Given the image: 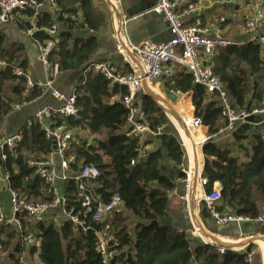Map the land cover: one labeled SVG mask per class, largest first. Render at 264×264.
<instances>
[{"label": "trees", "instance_id": "1", "mask_svg": "<svg viewBox=\"0 0 264 264\" xmlns=\"http://www.w3.org/2000/svg\"><path fill=\"white\" fill-rule=\"evenodd\" d=\"M56 12L43 11L35 21L37 32L33 38L43 42L49 39L44 29L57 25L55 47L49 54L50 63H56L59 74L83 71L92 61L96 49L93 33L99 29L91 13L90 0H56ZM31 17L33 12L21 13ZM19 28L26 30L30 25L18 20ZM5 37L0 33V60L5 67L0 69V121L12 110L42 95V91L25 88V79L14 74L15 69L27 70L28 61L21 44L4 47ZM212 71L226 91L234 109H250L264 99V58L261 48L255 43L219 49L212 59ZM165 93L176 91L191 93V108L204 127H212L216 134L225 125L219 101L215 95L193 85L190 75L178 70L170 79L162 77ZM160 79V80H161ZM76 117L56 119L57 125L64 124L75 132L67 156L73 174L83 167L99 170V177L92 181L95 191L103 203L117 195L123 203V211L115 213L110 221L117 254L110 264H248V247L242 253L227 250L223 255L216 253L213 244H202L172 226L169 219L168 192L183 178L179 166L184 161V150L180 139L169 128L168 118L156 101L145 94L137 96L138 106L145 114L149 128L161 133L145 142V146L157 143L152 152L130 165L137 157V140L126 135L127 110L122 98L125 89L111 85L99 74H88L74 88ZM250 97V98H249ZM21 140L16 147L5 151L4 169L11 175V188L27 201L50 202L51 189L42 179L34 175L29 162L42 159L52 149L38 125L20 130ZM85 135L83 137L82 135ZM90 138L91 142L87 139ZM233 143L220 147L211 138L202 147L203 168L201 175L207 181L205 192L210 193L215 183L221 188L222 211L237 216L255 219L264 216V132L242 135L231 133ZM240 152L245 160H239ZM64 209L72 214L80 211V192L73 180L62 185ZM125 213H130L140 222L128 231ZM200 217L210 219L209 212L202 206ZM97 225L89 217L83 226L74 225L63 219L58 227L40 224L33 228L37 247H29V256H37L38 264H101L94 251V232ZM0 245L3 248L16 240L17 233L1 227ZM14 253H20L23 245L16 241ZM14 264H21L10 255Z\"/></svg>", "mask_w": 264, "mask_h": 264}, {"label": "built area", "instance_id": "2", "mask_svg": "<svg viewBox=\"0 0 264 264\" xmlns=\"http://www.w3.org/2000/svg\"><path fill=\"white\" fill-rule=\"evenodd\" d=\"M249 6V15L244 21V34L248 37V43H255L261 48V57L264 58V0H246ZM112 15L118 20V26L114 35L116 53L129 65L127 73L117 70L108 61H97L88 63L82 71V77L86 75L99 74L111 85H117L125 89L127 94L122 98V104L127 110L126 135L137 140V157L130 165H135L139 159L145 156V142L157 137L162 128L152 131L145 120V114L140 109L137 96L143 91L144 84H151L162 77L170 79L176 71L181 70L190 75L193 85L202 87L206 94L215 95L221 108V116L225 125L217 134H231L237 126L254 116H264V99L250 109H234L230 105L228 95L222 87L218 78L212 71V59L215 52L235 44L208 24L200 16V7L192 0H157L156 4L148 11L162 18L167 25L168 39L162 43L143 41L138 45H132L126 36L125 26L127 19L121 16L119 0H105ZM30 10L31 17H25L21 13ZM58 6L56 0H0V27L6 25L13 16L20 21H26L30 28L24 30L28 39L31 40L36 60L41 64L43 81L34 83L23 71L15 69L14 74L25 79V88L32 90L37 88L43 93H48L56 104L44 105L37 109L31 118L25 122L26 127L38 125L44 133L45 139L51 143L55 142V149L28 165L34 167V175L49 185L52 193L50 202L27 201L20 197L11 188V175L1 164L5 161V151L11 150L21 140V133L0 134V192H5L9 197V213L5 214L0 207V228L12 227L17 233L18 241L26 247H37L33 228L40 224H46L50 213L58 211L63 219L71 221L74 225L83 226L89 217L91 223L97 225L95 230L94 251L99 256L101 264H110L117 254L111 242L110 221L115 213L123 211L121 199L114 195L108 203H103L98 197L93 180L100 175L95 167L86 166L73 174L69 167L70 159L67 153L70 142L74 137V131L66 125H57L56 119L74 118L77 110L75 107L74 89L69 93H62L55 88V80L59 72L56 63H50L49 54L55 47V39L58 35L57 25H52L43 31L49 37L48 40L40 42L33 38L37 32L35 21L43 11L56 12ZM224 19L219 20L222 25ZM218 24V26H219ZM89 34H94L88 30ZM240 46V45H236ZM5 67V61L0 60V69ZM19 106H13V110ZM167 118L172 119L168 113ZM177 133L181 146L185 149L187 162L179 166L183 178L178 185L168 192V199L176 198L182 205L183 212L188 217H193L196 211L204 206L209 212L210 219L214 225L222 228L228 225L239 226L242 223H258L264 226V216L255 219L237 216L218 210L221 203V193L214 184L210 193L205 192L207 181L201 173L191 169L186 143L180 136V129L187 135H202L203 141L194 146L199 151L203 144L213 137L203 135L204 125L199 117L194 115L192 108L177 118ZM197 151V153H198ZM194 161V157H192ZM73 180L80 192V211L72 214L64 209L62 185ZM62 219V220H63ZM191 237L199 240L202 244H208L203 233L198 228H193ZM211 244V243H209ZM216 253L223 255L228 247L213 244ZM254 252L247 254V262L251 263Z\"/></svg>", "mask_w": 264, "mask_h": 264}, {"label": "crops", "instance_id": "3", "mask_svg": "<svg viewBox=\"0 0 264 264\" xmlns=\"http://www.w3.org/2000/svg\"><path fill=\"white\" fill-rule=\"evenodd\" d=\"M90 2L92 16L99 25L98 31L94 33L96 39V49L92 55V62L108 61L117 70L124 73L129 72V65L124 61L122 56L116 53L115 50L116 44L114 35L118 26V20L112 15L105 0H90ZM119 2L121 16L127 19L125 26L126 36L132 45H138L143 41L162 43L168 39L166 23L160 16L148 12L156 4L157 0H119ZM192 2L196 3L200 7V16L203 21L212 27V29L216 30L219 35L231 40L235 45L248 43V37L244 34L243 30L245 18L250 13L246 0H192ZM145 7H147V9L143 11L142 9ZM220 19H224V23L222 25L219 24ZM21 41L22 42L20 44L23 45L25 49L24 56L28 61L25 73L34 83H40L43 81V71L41 64L36 60V53L32 42L25 36L24 33ZM80 79H82L81 71L59 74L55 80V88L62 93H69L76 87ZM162 81L163 79L158 80L156 83L144 84L141 94H145V91H149L153 96L157 94L160 96L162 93L166 99L164 103L168 107V113L172 116L174 112L171 106H173L174 103L172 100L167 98L168 96L165 92H163L164 90L160 88L159 83H163ZM170 93L178 94L179 92L171 91ZM191 96V93H187L182 94L181 99L177 98V103H180V105H183L184 107L185 111L183 112L189 111L191 107ZM54 104H56V102L49 97L48 93H43L39 98L19 106L18 109L12 110L2 121H0V134L8 135L19 132L25 125V122L32 117L33 113L37 109L44 105ZM168 120L173 129L176 131L177 123L174 122L175 118H168ZM245 127L250 130L241 129ZM240 129L241 131L238 132ZM210 130L212 131V127L209 129V127L205 126L203 129V135L215 138L218 146L225 147L233 143L231 136H228L229 134H212ZM235 131L236 133L242 135H249L257 132L262 133L264 132V121L261 123H242L237 126ZM156 147L157 143L153 142L152 144H148L146 146L145 151L152 152ZM187 152L189 155L191 169L194 168L195 171L201 173L203 168L201 150L197 153L196 149L191 150L187 147ZM235 154L239 160H245V157L240 152H236ZM192 157H194V161L192 160ZM177 185L179 187L178 183ZM3 193L5 192H0V195ZM221 207L222 203H219L218 208ZM200 210L196 211L197 213L190 218L183 212L182 205L178 199H170L169 218L171 219V226L179 231L185 232L190 237L192 236L191 232L193 228H198L203 233L206 240L210 243L228 247L229 249L231 248L233 249L232 252L235 253H242L248 247H251V250L254 252V256L250 264H264L263 225L251 222L242 223L239 226L228 225L219 228L214 225L211 219L203 220L200 217ZM222 211L227 212V209L223 208ZM4 213L8 214L9 211L8 213ZM0 238L2 237L0 236ZM16 241H18V237L15 242ZM23 253L24 255H22ZM11 254L14 255V258H18L19 261L22 257L27 256L30 260L35 257L29 256L28 247L26 246L22 248L20 253H14L12 248V250L7 253L10 260L12 259L10 256Z\"/></svg>", "mask_w": 264, "mask_h": 264}, {"label": "rangeland", "instance_id": "4", "mask_svg": "<svg viewBox=\"0 0 264 264\" xmlns=\"http://www.w3.org/2000/svg\"><path fill=\"white\" fill-rule=\"evenodd\" d=\"M0 33L4 35V37H5L4 47L6 49H8L9 46L18 45L22 42L21 40L23 39L24 30L23 29L21 30L19 28L18 18L16 16H13V18H11L5 26L0 28ZM156 82H158V81H156ZM156 82H153V83H156ZM162 85H163V83H159L160 88H162ZM163 92H165V91H163ZM145 93L149 94L151 97L154 98L155 101H157L156 103L159 105V107H161L164 110L165 114L168 113V109H167L168 107L164 103V101H166V99L162 93L160 96L158 94L153 96L152 93L149 91H145ZM172 101L174 103L173 106H171L173 109V112H174L172 117L175 118L174 122H177V118L181 117L182 114H184L183 111H185V110H184L183 105H180V103H177L176 97L172 98ZM168 115H169V113H168ZM168 125H169L170 129H173L169 120H168ZM173 131L175 132V134L179 138L177 132L174 129H173ZM74 134H75V132H74ZM184 134L186 135L185 132H184ZM80 135H82V134H80ZM82 136L85 137V135H82ZM228 136H231V135L229 134ZM186 138L190 141V143L193 144L192 136L186 135ZM87 140L89 142H91L90 138H88ZM183 150H184V161H183V163H185V162H187V156H186V152H185L184 148H183ZM0 206L2 207L4 212L8 213V211H9V197H8L7 193H3L2 195H0ZM124 216H126V219H127L126 224L128 226V231L131 232L133 230V227L135 226V224L140 222V221L138 219H136L135 217H133L130 213H125ZM62 219L63 218L60 216L59 212L54 211L53 213H51L49 215L48 221L46 222V224L50 223V224H53L54 227H58V225L61 223ZM0 236L2 238H4L3 235H0ZM206 241L208 243H210L208 240H206ZM14 242H15V240L11 241V243H9L10 245L6 246L5 248H3L2 245H0V256H1L0 263L1 264H14L15 260H13V259L10 260L8 258V255H7V253L12 250V248H13L12 245ZM211 244H213V243H211ZM26 252H27V250H26ZM22 255H24V253ZM19 262L21 264L22 263L23 264H38V259H37V256H35L32 260H30V258L26 256V257H22V259Z\"/></svg>", "mask_w": 264, "mask_h": 264}, {"label": "water", "instance_id": "5", "mask_svg": "<svg viewBox=\"0 0 264 264\" xmlns=\"http://www.w3.org/2000/svg\"><path fill=\"white\" fill-rule=\"evenodd\" d=\"M145 9H147V7H145V8L142 9V10L144 11ZM80 80H81V79H80ZM145 95L150 96V95L147 94V93H145ZM166 95L168 96L167 98L170 99V100H172V98H174V96H175L176 98H178V99H181V98H182V94H181V93H178V94H172V93L169 92V93H166ZM150 97H151V96H150ZM152 98H153V97H152ZM153 99H154V98H153ZM156 102H157V101H156ZM262 121H264V116H254V117H250V118H248V119L245 121V123H251V122L261 123ZM241 129H242V130H248L249 128L245 127V128H241ZM241 129H240L238 132H240ZM249 130H250V129H249ZM202 147H203V146H202ZM202 147H201V151H202ZM52 149H55V142H54V141H52ZM216 189L219 190L220 193H221L222 188H221V186H220L219 184L216 186ZM166 225H167V226H171V219H170V218L166 220Z\"/></svg>", "mask_w": 264, "mask_h": 264}, {"label": "bare ground", "instance_id": "6", "mask_svg": "<svg viewBox=\"0 0 264 264\" xmlns=\"http://www.w3.org/2000/svg\"><path fill=\"white\" fill-rule=\"evenodd\" d=\"M171 113V112H170ZM174 123V122H173ZM187 135V134H186ZM186 135L184 134V131L180 129V136L186 143V147L190 148L191 150H195L196 147L194 146L195 144H200L203 141L202 135H196L192 136L193 144L190 143V141L186 138ZM197 150V149H196ZM198 151V150H197ZM197 170V169H196Z\"/></svg>", "mask_w": 264, "mask_h": 264}]
</instances>
